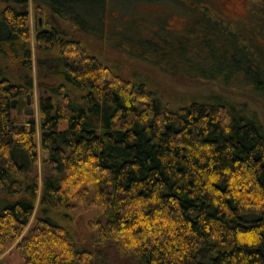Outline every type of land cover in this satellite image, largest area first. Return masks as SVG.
<instances>
[{
	"label": "trees",
	"instance_id": "1",
	"mask_svg": "<svg viewBox=\"0 0 264 264\" xmlns=\"http://www.w3.org/2000/svg\"><path fill=\"white\" fill-rule=\"evenodd\" d=\"M30 1L0 0V256L21 238L23 264H264V120L221 94L173 107L121 68L126 52L264 93V0L252 9L262 34L234 30L241 47L213 0H32L39 129L22 130L13 114L35 87ZM138 3L185 14L187 33L137 15ZM79 205L93 208L85 235Z\"/></svg>",
	"mask_w": 264,
	"mask_h": 264
},
{
	"label": "rangeland",
	"instance_id": "2",
	"mask_svg": "<svg viewBox=\"0 0 264 264\" xmlns=\"http://www.w3.org/2000/svg\"><path fill=\"white\" fill-rule=\"evenodd\" d=\"M216 7L221 13V17L225 19V21L231 26L229 33L235 34L237 36V45L239 47L245 45L244 41L241 39V35L235 31H242L245 35H261L262 32H257V27L255 26V21L252 16L253 9V0H213ZM117 3L121 4L118 6H131L132 2L128 0H120ZM143 3V2H142ZM142 3H138L136 6H133L137 10V15L142 16H162L166 17L167 26L169 27V31H172L175 35H183L187 33L189 18L183 13H174L172 9L169 7L162 5H143ZM133 9V12L136 11ZM217 12V11H216ZM150 15V16H149ZM113 16V15H112ZM111 16V17H112ZM42 19V17L40 16ZM39 17L36 16L34 5L32 0L30 1V40L33 48V56H34V73H35V87L33 90V98H31V105L28 106L34 110L32 115H27L23 109L19 112H14L13 116L15 117L17 126L25 125L31 123V121H35L37 129H39V91H38V80H37V69H36V42H35V30L37 26V21ZM140 23V22H139ZM141 24V23H140ZM43 26V22H42ZM40 26V27H42ZM120 28V26H119ZM232 31H231V30ZM235 30V31H234ZM167 32V33H168ZM219 32V30H217ZM224 32V31H222ZM226 34V32L224 33ZM257 44H260L264 49V37H257ZM103 47L107 50L110 48H114L112 44H105ZM116 49V48H115ZM111 50V49H110ZM185 50L187 53V47H184L182 51ZM190 52V48H188ZM253 46H247L246 51L249 52L254 58H259V53L257 55L254 54ZM204 55L206 54L205 50L201 49ZM112 53V52H111ZM122 63L121 68H124L126 72L138 71L140 74L144 75L148 78L149 88L157 89L158 94L163 97V99L170 103L173 107H179L185 103L190 102V100L197 99L202 100L205 97L213 96L216 94H221L231 99L236 103H248L249 110L251 112L256 111L257 115L261 120H264V93L253 91L250 85H244V83L240 82L241 77L237 78L233 82L227 83L223 81L221 78H216L213 80L210 79H198V77H186L184 75H173L163 71L158 65L145 61L139 60L127 55L126 52L122 53ZM217 56L219 58V62L217 60V64H224L226 67L230 65L232 54L230 52L225 53L224 56L219 54V50H217ZM195 58V59H194ZM195 65H207L205 62L199 60L202 57H194ZM261 58V56H260ZM178 64V63H177ZM124 65V66H123ZM183 65V64H182ZM186 65V64H185ZM181 66V65H179ZM189 66H187L188 68ZM191 70V69H190ZM30 121V122H29ZM39 131V130H38ZM38 138V136H37ZM39 141V138H38ZM38 171L40 178H42L43 172V153L39 146L38 152V163H37ZM41 184V180H40ZM93 214V208L86 209L85 206H78V213L75 217V222L78 225V230L81 234L85 235L89 232L88 222L91 220ZM34 222V219L32 220ZM28 230V229H27ZM26 230V232H27ZM25 232V233H26ZM24 233V235H25ZM18 239L11 245L7 246L0 256V262L3 264H23V256L21 255L18 244Z\"/></svg>",
	"mask_w": 264,
	"mask_h": 264
},
{
	"label": "water",
	"instance_id": "3",
	"mask_svg": "<svg viewBox=\"0 0 264 264\" xmlns=\"http://www.w3.org/2000/svg\"><path fill=\"white\" fill-rule=\"evenodd\" d=\"M39 25L42 26V19L41 18L39 19ZM27 101H28V104L31 105V95L27 96ZM17 104H18V100H13L12 103H11L12 109H16L17 108ZM33 113H34V110L32 108L27 111V114L32 115ZM17 127L19 129H22V130L24 129L23 125H18ZM44 156L47 157L46 154H44Z\"/></svg>",
	"mask_w": 264,
	"mask_h": 264
},
{
	"label": "flooded vegetation",
	"instance_id": "4",
	"mask_svg": "<svg viewBox=\"0 0 264 264\" xmlns=\"http://www.w3.org/2000/svg\"><path fill=\"white\" fill-rule=\"evenodd\" d=\"M28 96V95H27ZM19 102H18V104H17V108L19 107ZM28 106H30L29 104H28V101L26 102V104L23 106V111L27 114V111L28 110H30L31 108L30 107H28ZM27 115H30V114H27ZM30 122V121H29ZM30 125V123H28V124H26L25 126H29Z\"/></svg>",
	"mask_w": 264,
	"mask_h": 264
}]
</instances>
